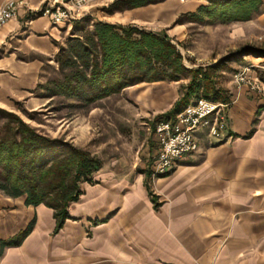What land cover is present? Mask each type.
Listing matches in <instances>:
<instances>
[{
  "label": "crops",
  "instance_id": "crops-1",
  "mask_svg": "<svg viewBox=\"0 0 264 264\" xmlns=\"http://www.w3.org/2000/svg\"><path fill=\"white\" fill-rule=\"evenodd\" d=\"M25 1L0 27V107L9 110L46 104L34 90L43 82L44 66L55 61L65 30V22L55 25L40 10L68 0ZM170 1L176 2L172 21L208 5V0ZM258 1L249 19L216 26L230 36L234 25L244 33L248 27L262 32L264 0ZM152 20L138 16L131 21ZM172 30L182 41L187 28L179 23ZM248 76L259 81L261 90L247 82L232 86L226 128L219 136L199 129L198 150L165 174L153 175L154 128L155 146L149 145L140 162L102 160V167L81 183L82 193L69 204V217L59 229L53 208L27 204L26 195L0 192V239L32 224L19 245L5 247L0 264H264V75ZM182 81L186 77L127 88L149 85L142 87L143 95L153 99L145 103L162 112L159 121L176 114L168 113L180 98Z\"/></svg>",
  "mask_w": 264,
  "mask_h": 264
},
{
  "label": "trees",
  "instance_id": "trees-1",
  "mask_svg": "<svg viewBox=\"0 0 264 264\" xmlns=\"http://www.w3.org/2000/svg\"><path fill=\"white\" fill-rule=\"evenodd\" d=\"M159 1L117 0L112 10ZM258 3V0H210V4L178 21L204 22L213 16L224 22L249 19ZM56 60L61 77L52 81L48 96L76 98L81 106L140 82L179 80L188 72H192V80L168 114L181 111L201 95L199 70L185 66L177 44L167 35L134 25L97 21L82 38L73 37L68 46H60ZM209 92L206 88L205 97L215 99ZM0 114L8 119V131H14L12 137L0 138V192L11 197L26 195L27 204L44 203L53 208L59 229L69 217V204L82 193L81 183L89 181L102 167V160L88 150L41 134L13 112L0 108ZM51 149L61 153L47 161L46 153ZM31 227L32 224L8 240L0 239V256L5 247L19 245Z\"/></svg>",
  "mask_w": 264,
  "mask_h": 264
},
{
  "label": "rangeland",
  "instance_id": "rangeland-1",
  "mask_svg": "<svg viewBox=\"0 0 264 264\" xmlns=\"http://www.w3.org/2000/svg\"><path fill=\"white\" fill-rule=\"evenodd\" d=\"M116 1L97 0L87 6V9L85 8L80 19L65 22L60 46H68V40L73 37L82 38L97 21L134 25L148 31L160 29L162 31L157 33L167 35L177 44L183 55L185 66L190 70H199L197 75V80L201 84L199 94L205 96V89L209 88V94L212 97L224 101L230 99V90L237 83L235 74L238 71L247 69L250 75L259 79L264 75V42L259 39L263 30L253 33L250 31L251 27H248V31L244 33L241 32L239 25H234L237 26L234 27L236 33L230 36L228 29L226 30L222 25L216 26V23L223 22L218 17L213 16L204 22L178 21L188 16L187 13L172 21L171 11L176 6L174 1L161 0L148 3L146 4L148 9H136L137 11L133 13H130V10L127 11L132 8L112 10V5ZM138 16H146L153 20L147 23L131 21L133 17ZM166 21L170 22L164 27ZM179 23H184L187 28L182 41L176 39L172 30ZM187 49H190L191 53H187ZM60 77L59 63L55 59L54 62L44 66L43 82L34 90L35 95L44 96V100H47L46 104L36 109L25 106H19L13 110L0 108L15 113L41 134L88 150L101 160L108 162L117 157L137 158L140 162V159H144L143 153H148L149 145L154 148L155 123L162 112L146 106L145 102L151 104L153 97L149 93L143 95L142 87L149 85H141V88L135 89L125 88L119 93L97 100L88 106H81L76 98L48 96L49 88L53 86L52 81ZM184 77L186 81H182L180 85L182 88L180 96L191 82L192 72L182 76ZM172 108L173 106L170 110ZM7 124L8 119L0 114V138L12 137L14 131H8ZM60 153V150L51 149L46 153L47 161H51Z\"/></svg>",
  "mask_w": 264,
  "mask_h": 264
},
{
  "label": "built area",
  "instance_id": "built-area-1",
  "mask_svg": "<svg viewBox=\"0 0 264 264\" xmlns=\"http://www.w3.org/2000/svg\"><path fill=\"white\" fill-rule=\"evenodd\" d=\"M97 0H68L63 6L49 5L42 14L48 15L53 24L80 19L87 6ZM26 5L25 0H4L0 6V27L9 22L17 13L18 7ZM264 42V30L259 36ZM248 70L235 74L237 83L247 82L253 89L261 90L257 79L248 76ZM229 101L212 99L200 95L191 100L172 118L161 119L155 125L157 152L153 163V174L162 175L188 159L200 145L196 136L199 129L207 128L212 136H219L226 128V107Z\"/></svg>",
  "mask_w": 264,
  "mask_h": 264
}]
</instances>
